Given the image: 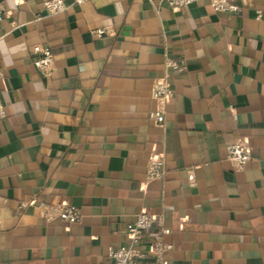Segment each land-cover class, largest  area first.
<instances>
[{"label":"crops","instance_id":"crops-1","mask_svg":"<svg viewBox=\"0 0 264 264\" xmlns=\"http://www.w3.org/2000/svg\"><path fill=\"white\" fill-rule=\"evenodd\" d=\"M44 1L0 0V264H110L142 211L172 230L167 264H264V0H228L237 12L64 0L55 16ZM36 44L52 48L51 77ZM165 73L160 127L150 114ZM237 138L251 148L244 171L228 160ZM153 152L167 173L147 182ZM41 202L75 205L80 222H46Z\"/></svg>","mask_w":264,"mask_h":264},{"label":"built area","instance_id":"built-area-1","mask_svg":"<svg viewBox=\"0 0 264 264\" xmlns=\"http://www.w3.org/2000/svg\"><path fill=\"white\" fill-rule=\"evenodd\" d=\"M91 0H75L76 3H85ZM172 8L187 7L198 0H163ZM209 2L212 9L218 12H237L240 8L228 0H202ZM44 6L49 15L55 16L66 12L69 6L64 0H46ZM259 17V16H258ZM9 19L5 7L0 3V25ZM106 33V30H98L99 36ZM32 53L35 57L34 64L42 76L51 77L54 71L55 56L52 48L47 44H36ZM165 68L181 73L186 68L184 59H176L167 56ZM0 76H2V62L0 60ZM173 88L168 80V74L156 79L153 84L152 96L156 101L157 109L150 114L151 120L160 127L166 125V101L173 95ZM7 116L0 92V120ZM228 160L234 171H244L249 164L252 153L250 145L243 138H237L228 147ZM146 181L161 180L166 176L165 155L160 153H150L146 166ZM190 179L194 180V175L190 174ZM25 204H22L24 206ZM39 210L46 222L61 220L68 224L80 222V210L73 204H38ZM171 228L164 223L162 216H155L152 213L142 211L139 213L134 223L128 225L126 233L128 243L118 248L110 247L108 259L110 264H167L166 255L174 249V243L169 239Z\"/></svg>","mask_w":264,"mask_h":264}]
</instances>
